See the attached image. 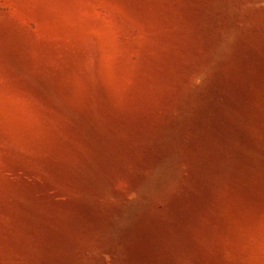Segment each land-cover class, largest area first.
<instances>
[{
    "label": "rangeland",
    "instance_id": "obj_1",
    "mask_svg": "<svg viewBox=\"0 0 264 264\" xmlns=\"http://www.w3.org/2000/svg\"><path fill=\"white\" fill-rule=\"evenodd\" d=\"M0 264H264V0H0Z\"/></svg>",
    "mask_w": 264,
    "mask_h": 264
}]
</instances>
